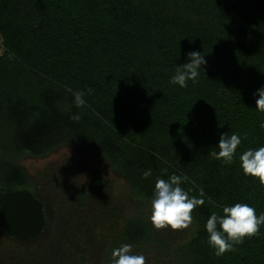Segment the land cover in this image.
<instances>
[{"label": "trees", "instance_id": "obj_1", "mask_svg": "<svg viewBox=\"0 0 264 264\" xmlns=\"http://www.w3.org/2000/svg\"><path fill=\"white\" fill-rule=\"evenodd\" d=\"M0 48V191L35 192L21 157L79 145L107 160L135 203L151 208L157 178L172 174L188 177L181 187L190 196L204 189L205 203L170 264H264V225L223 256L205 228L222 206L247 203L264 214V186L239 159L264 146V112L256 109L264 0H0ZM191 51L206 60L198 82L170 83ZM69 87L84 91L83 107ZM76 113L78 122L70 119ZM234 133L241 144L233 163L213 158L221 134ZM73 185L64 194L76 205L95 199L96 181ZM117 235H106L109 261L114 249L152 235L157 255L168 254L165 233L142 213Z\"/></svg>", "mask_w": 264, "mask_h": 264}, {"label": "rangeland", "instance_id": "obj_2", "mask_svg": "<svg viewBox=\"0 0 264 264\" xmlns=\"http://www.w3.org/2000/svg\"><path fill=\"white\" fill-rule=\"evenodd\" d=\"M19 163L33 183L43 189L49 227L46 226L42 237L21 245L0 235V264H76L74 258L69 256L72 253L69 237L74 235L73 223L65 225L69 220L84 221L75 227L80 229L78 238L81 239L78 241L81 242L78 245L81 249L75 253L83 254L84 264H111L108 256L104 255L111 244L106 237L117 238L123 222L132 215L142 213L150 219L151 208L132 200L126 182L107 160L79 145L65 144L40 157L25 155L19 159ZM93 181L97 183L96 197L90 203L87 200L84 206H98V210L87 207L76 212V215L72 213L70 218L68 214L56 212L60 207L73 205L71 200L65 198L62 187L70 188L72 182L91 186ZM191 228L183 231L170 228L159 230L162 235L165 233L161 241L166 239L169 243V256L157 255L160 247L154 235L147 242L133 247L132 254L144 255L147 264H170L173 248L188 238ZM46 241L49 243L45 247ZM41 246L45 251L33 257L31 250ZM156 248L157 251L154 250Z\"/></svg>", "mask_w": 264, "mask_h": 264}, {"label": "clouds", "instance_id": "obj_3", "mask_svg": "<svg viewBox=\"0 0 264 264\" xmlns=\"http://www.w3.org/2000/svg\"><path fill=\"white\" fill-rule=\"evenodd\" d=\"M188 57L190 62L176 68V74L171 77L170 83L187 87L188 80H192L194 84L198 82L199 69L206 64V60L197 51L189 52ZM67 91L74 96V104L77 108L85 105L84 91H73L70 87ZM87 92L91 94L92 89H87ZM257 92L259 98L256 100V109L264 112V87L258 89ZM70 119L78 122L81 116L76 113L71 115ZM261 127L264 128V123ZM240 144L239 135L221 134L218 143L219 151H213L210 154L225 164H231ZM239 159L244 174L258 179L259 183L264 186V146L258 149L249 148L240 155ZM150 175V170L145 171V178ZM187 181L186 175L172 174L168 179L157 178L151 200L150 216L151 224L156 230L170 228L173 231H183L193 225V213L197 207L204 205L205 193L204 189L200 188L199 198L190 196L191 189L186 191L181 187V184ZM208 203L217 207L211 198L208 199ZM262 225H264V214L257 215L256 209L247 203L222 206V214L213 211L207 219L205 228L209 234L208 244L215 249L216 256H223L226 252L235 251L234 245L243 243L245 239L259 236ZM132 251L133 245L131 244H123L114 249L111 264H147L144 255H134Z\"/></svg>", "mask_w": 264, "mask_h": 264}, {"label": "water", "instance_id": "obj_4", "mask_svg": "<svg viewBox=\"0 0 264 264\" xmlns=\"http://www.w3.org/2000/svg\"><path fill=\"white\" fill-rule=\"evenodd\" d=\"M44 225L41 202L27 189L0 191V227L18 240L37 236Z\"/></svg>", "mask_w": 264, "mask_h": 264}, {"label": "flooded vegetation", "instance_id": "obj_5", "mask_svg": "<svg viewBox=\"0 0 264 264\" xmlns=\"http://www.w3.org/2000/svg\"><path fill=\"white\" fill-rule=\"evenodd\" d=\"M102 158V157H101ZM124 180V179H123ZM75 182H72V184L70 183V187H73L74 188V184ZM76 185V184H75ZM34 187H35V192H31V194L34 196V197H36L38 200H39V202H41V206H42V214H43V220H44V225H43V227H42V229H41V232L37 235V236H35V237H32V238H29V239H27V240H18V239H15L14 237H12V236H10V235H7L3 230H2V228L0 227V235H2V236H4L5 238H7V239H10L11 241H13V242H15V243H18V244H22V243H27V242H31V241H34V240H37V238H40V237H42V235H43V233H44V230H45V228H46V226H48L49 227V222H48V220H47V215H46V212H47V206H46V202L44 201V199H43V195H42V192H43V189H41L42 187L40 186V185H38V184H36V183H34ZM62 189H67V188H65V187H62ZM74 191H76V190H73V192ZM90 191H92V189L90 190ZM40 192V193H39ZM65 198H67L66 196H65ZM84 201H83V204L82 205H80V206H78V205H76L75 204V201H72V203H73V205H68V206H64L63 208L62 207H60V209L58 208V209H56L57 211V213H66V214H68V218H70V216L72 215V213H73V215H76V212L77 213H79L80 211H83V210H85V208H87V207H91V208H93L94 210H98V206H84V203L86 202V199H83ZM62 209V210H61ZM86 214V213H85ZM84 221H82V220H77V221H66L65 222V225H68V224H72L71 226H73V228H72V231H74V235L73 236H71V237H69V240L71 241V247H72V253L69 255L71 258H74V261H75V263L76 264H84V260H85V258H84V256H83V254H81L80 252L79 253H75L76 251H80V249L81 248H79V244L81 245V242H78L79 240H81V239H79L78 238V235H79V233H80V229L79 228H75L76 227V225L78 224H80V223H83ZM122 227V226H121ZM47 240H49V238L47 239ZM48 241H46V243L44 244L45 245V247H46V245H48ZM47 250V249H46ZM45 250L43 249V246H41V247H37V248H34V249H32L31 250V255L33 256V257H35V255L37 254V253H41V252H44ZM45 254H46V252H45ZM36 258V257H35Z\"/></svg>", "mask_w": 264, "mask_h": 264}]
</instances>
